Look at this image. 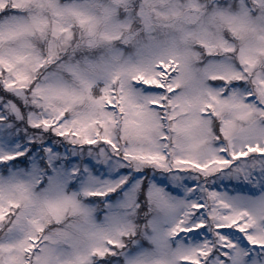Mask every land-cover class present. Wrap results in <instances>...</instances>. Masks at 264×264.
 I'll return each instance as SVG.
<instances>
[{"label":"snow or ice","instance_id":"6c2138e0","mask_svg":"<svg viewBox=\"0 0 264 264\" xmlns=\"http://www.w3.org/2000/svg\"><path fill=\"white\" fill-rule=\"evenodd\" d=\"M0 264H264V0H0Z\"/></svg>","mask_w":264,"mask_h":264}]
</instances>
